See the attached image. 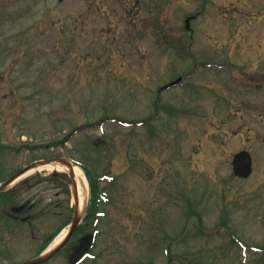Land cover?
<instances>
[{
  "label": "rangeland",
  "instance_id": "374dc122",
  "mask_svg": "<svg viewBox=\"0 0 264 264\" xmlns=\"http://www.w3.org/2000/svg\"><path fill=\"white\" fill-rule=\"evenodd\" d=\"M51 158L103 195L83 264H264V0H0V179ZM0 232V253H32Z\"/></svg>",
  "mask_w": 264,
  "mask_h": 264
},
{
  "label": "flooded vegetation",
  "instance_id": "af4514ba",
  "mask_svg": "<svg viewBox=\"0 0 264 264\" xmlns=\"http://www.w3.org/2000/svg\"><path fill=\"white\" fill-rule=\"evenodd\" d=\"M20 170L15 171L12 175ZM35 180H38V177ZM71 184L72 180L70 177L52 173L48 183L40 187V189L33 190L29 189V186H24V189H28V191L21 194L25 198L18 203H16V200L20 196V191L11 192V190H5L0 192V228H4L5 232L8 233L15 231L25 234L29 233L33 245L32 253L21 260H13L3 250L0 253L2 264H23L35 261L39 257L44 258L37 264H83L90 259L95 233L92 232V223L85 224L86 215L78 222L63 246L53 252L45 253L51 239L76 218V204L71 201L72 197L70 198L72 196L70 191ZM56 187L63 191L66 198L57 202L55 208H60L59 211L53 210V212H49L51 206L44 204L43 201H46L45 197L50 196V191ZM48 206L49 208L47 209ZM90 224L91 227L87 228ZM88 234H93V243L90 251L76 263H71V256L75 248L80 244V240Z\"/></svg>",
  "mask_w": 264,
  "mask_h": 264
},
{
  "label": "water",
  "instance_id": "95a60500",
  "mask_svg": "<svg viewBox=\"0 0 264 264\" xmlns=\"http://www.w3.org/2000/svg\"><path fill=\"white\" fill-rule=\"evenodd\" d=\"M190 18H188L186 20V24H187V28H188V22H189ZM177 82H179V79L176 80L175 82H173L172 84H176ZM170 84V85H172ZM169 86V85H168ZM165 86V87H168ZM61 164H66L67 166H72L71 164H69L66 160L63 159H58L56 160ZM47 163L52 162L51 160L49 161H45ZM36 164H41V162H38ZM36 164L34 165H30L25 167L22 171H20L19 173H17L16 175H14L13 177H11L10 179H8L7 181H5L4 183L1 184L0 186V190H3L5 188H7L9 185H11L17 178H19L21 175H23L24 173H26L27 171H29L32 167H34ZM232 172L236 177L239 178H247L250 176V174L252 173V158L250 156V154L247 151H240L236 154L233 155L232 158ZM75 219L70 227V230L68 232L67 237L65 238V240L57 247V249H59L61 246L64 245V243L67 241V239L69 238V236L72 234L73 229L76 227V225L78 224V220L79 218L75 215ZM91 235L85 236L80 240V244L75 248L72 256H71V263H75L76 261H78L85 253L88 252V250L90 249V245H91ZM56 249V250H57ZM43 260V257H40L39 259H37L36 261L33 262H27V263H23V264H37L39 262H41Z\"/></svg>",
  "mask_w": 264,
  "mask_h": 264
},
{
  "label": "bare ground",
  "instance_id": "6f19581e",
  "mask_svg": "<svg viewBox=\"0 0 264 264\" xmlns=\"http://www.w3.org/2000/svg\"><path fill=\"white\" fill-rule=\"evenodd\" d=\"M68 163L70 164L71 162L68 161ZM72 166H67L66 164H61L59 162H51L49 164H45V165H40V166H34L33 169H31L30 171H28V173L26 174H30L33 172H52V171H60V172H70L73 176L74 179V185L76 188V195H77V207H78V211H82L84 204H85V200H86V179L84 174L82 173L81 169L78 168L77 166L73 165L71 163ZM66 229L63 230L56 238L55 240L52 242V244L50 245V248H53L55 246H57L61 240L63 239V237L66 234Z\"/></svg>",
  "mask_w": 264,
  "mask_h": 264
},
{
  "label": "trees",
  "instance_id": "16d2710c",
  "mask_svg": "<svg viewBox=\"0 0 264 264\" xmlns=\"http://www.w3.org/2000/svg\"><path fill=\"white\" fill-rule=\"evenodd\" d=\"M76 163L86 173V176H87L89 184H90L91 204L88 207V214L87 215H88V217H90V216L93 217V216H95L96 211H97V203H98V200H99L100 190L98 189V186L96 185V183L89 177L90 176L89 171L85 167H83L80 163H78V162H76Z\"/></svg>",
  "mask_w": 264,
  "mask_h": 264
}]
</instances>
